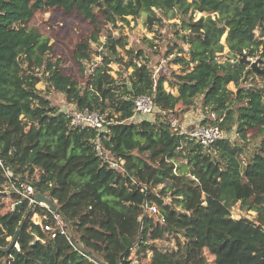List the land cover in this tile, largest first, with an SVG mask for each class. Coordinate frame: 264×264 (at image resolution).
<instances>
[{
  "label": "trees",
  "instance_id": "trees-1",
  "mask_svg": "<svg viewBox=\"0 0 264 264\" xmlns=\"http://www.w3.org/2000/svg\"><path fill=\"white\" fill-rule=\"evenodd\" d=\"M54 7L90 24L74 58L82 73L90 52L100 61L83 85L47 57L48 39L28 26ZM195 12L208 15L195 19ZM142 14L151 31L162 16L178 20L173 33L181 45L173 61L182 73L154 79L143 50L121 55L127 37L118 23ZM263 36L264 0H0V192L30 184L35 196L57 205L69 234L51 238L30 219L45 209L11 191L14 207L0 212V264H132L134 255L146 253L149 264H264V71L232 64L246 54L264 70ZM223 45L229 53L221 61L215 51ZM111 64L132 70L120 82ZM251 74L259 81H249ZM42 78L77 110L105 114L100 142L123 161L122 170L98 156L95 130L73 125L50 104L36 87ZM142 94L152 97L157 117L128 122ZM197 97L222 117L225 136L207 148L174 130L167 116L177 105L186 112ZM248 130L258 138L252 152L245 150ZM236 203L255 217L232 218ZM151 204L163 223L148 212ZM163 238L174 247H157L154 241Z\"/></svg>",
  "mask_w": 264,
  "mask_h": 264
},
{
  "label": "rangeland",
  "instance_id": "rangeland-1",
  "mask_svg": "<svg viewBox=\"0 0 264 264\" xmlns=\"http://www.w3.org/2000/svg\"><path fill=\"white\" fill-rule=\"evenodd\" d=\"M208 13L195 12L194 18L198 19L201 16H207ZM212 17L215 16L214 13L210 14ZM128 23L119 22L118 24L122 26V33L127 37V45L125 49H119L121 55H125V50L128 48H133L134 50H143L147 58V64L150 67L154 78L163 76L170 78L171 75L182 73V65L174 63L175 54L178 52L177 45H181L180 41L175 37L174 23L178 22L177 19H167L162 16L161 22L153 25V31L147 27L145 15L142 14L137 18H132L131 16L127 17ZM28 26L37 27L42 35L48 39V43L51 45V51L47 54V57L52 61L57 59L60 60V69L64 75H69L75 81L79 82L80 85L84 84V76L87 75L90 69L100 61V57L96 56L95 53H91L87 60L83 61L84 71H80V66L74 58L75 48L78 47L88 36L90 32V24L88 21L83 19L75 11L70 14H65L62 9L54 7L47 9L44 12H39L35 14L30 21ZM256 36L258 32L255 31ZM226 33L221 37V43H225ZM264 39V36H263ZM104 40V38H101ZM93 50H100L98 45L91 43ZM184 51H187V45L182 44ZM217 55L222 57L219 60H226L228 57L229 50L227 46L223 45L222 49L216 50ZM187 58L188 55H184ZM251 61L258 60V57H248ZM139 62V61H138ZM260 66V62L258 63ZM111 74L120 82L123 81V78L128 76L131 72V68L124 70L118 64H111ZM258 82L259 77L256 75H250L249 81ZM249 83V82H248ZM244 82H240V85H244ZM36 87L45 95L52 106H55L63 112H71L72 107L74 106L71 103L66 102L64 96L54 91L52 88L48 89L46 86L45 80H42L36 84ZM164 88L173 93L177 94L175 88H170L167 82L164 83ZM227 88L231 91L236 90V86L231 82L228 84ZM181 106L177 105L173 113L168 114L169 118H175L177 120V125L184 127L185 131L190 130V127H187L184 121L196 123L207 122L205 118L207 117L208 109H205L201 106V99L197 97L194 101V104L184 113L180 114ZM179 113L180 116L176 117V114ZM157 113L152 119H155ZM206 120V121H205ZM140 121H136L138 123ZM188 124V123H187ZM236 135V134H235ZM254 130H248L247 137L249 140L245 144L246 152H252L254 146L258 142V138L255 136ZM232 138V137H231ZM234 139L232 138V141ZM237 141H240L237 137ZM179 162H183L182 159H179ZM15 186V185H14ZM11 191H14L12 185L9 187H4L2 192H5L2 197H0V212H5L14 207V199L11 197ZM15 192V191H14ZM168 198H165V201H168ZM153 219L157 222V214H151ZM231 217L234 219H240L246 217L247 219H253L255 217V212L242 210L239 206V203H236L231 208ZM151 242V241H149ZM157 247L160 249H171L174 247V242L170 238H163L154 241ZM260 259H264V254H260ZM150 262V253L146 255H134L132 258V264H149Z\"/></svg>",
  "mask_w": 264,
  "mask_h": 264
},
{
  "label": "built area",
  "instance_id": "built-area-1",
  "mask_svg": "<svg viewBox=\"0 0 264 264\" xmlns=\"http://www.w3.org/2000/svg\"><path fill=\"white\" fill-rule=\"evenodd\" d=\"M133 105V115L127 120L128 122L136 123V121L150 119L158 112V108L154 104L150 95L142 94L136 96L133 100ZM68 115L71 116V123L73 125H77L81 128H90L97 132L94 140V147L98 156L107 161L111 167L117 170H122L123 161L117 162L110 155H108L100 142V134L102 133L103 136H105V132L107 131L108 120L106 119L105 114L95 110H77L75 106H73ZM205 119L208 121L196 124L188 122L187 120L184 121V123H186L185 125L190 127V130L186 131L183 126L177 125V120L175 118H170V123L174 130H178L180 134H186L189 137L194 138L199 145L207 148L210 147V145L217 139L224 137L225 133L219 124L222 121V117H218L213 111L208 110L207 117ZM6 173L7 176L12 175L9 170H7ZM14 191L19 193L22 197L27 198L31 206L38 204L45 209L43 212L36 211L32 213L30 219L33 224L39 225L51 238H54L57 233L67 236L69 235L60 214L53 211L46 203L37 201L34 189L30 184L22 183L19 187L15 186ZM32 208L33 207H31V210ZM147 210L150 214H157V221L163 223L164 219L159 215L156 205H148ZM15 247L17 249L19 248L17 244H15Z\"/></svg>",
  "mask_w": 264,
  "mask_h": 264
},
{
  "label": "water",
  "instance_id": "water-1",
  "mask_svg": "<svg viewBox=\"0 0 264 264\" xmlns=\"http://www.w3.org/2000/svg\"><path fill=\"white\" fill-rule=\"evenodd\" d=\"M259 59L255 60V61H251L250 59H248L246 54H243L242 56H240V58L234 62H232L233 65H236L238 63H243L248 65L251 69H253L256 73L258 72H262L264 71L263 69L259 68L258 63H259ZM5 192H0V195H3ZM37 201H42L44 203H46L53 211L58 212V208L57 205L55 203H53L52 201H50V199H48L47 197L40 195V194H36L35 196ZM70 240L71 242H73V237L70 236ZM99 264H106L104 262H101L99 260H96Z\"/></svg>",
  "mask_w": 264,
  "mask_h": 264
}]
</instances>
